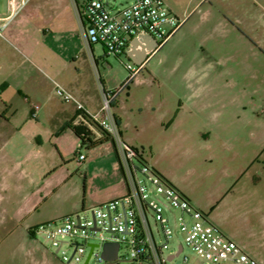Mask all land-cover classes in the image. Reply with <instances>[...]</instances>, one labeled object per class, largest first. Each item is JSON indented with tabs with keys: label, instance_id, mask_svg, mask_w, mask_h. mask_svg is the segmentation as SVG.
<instances>
[{
	"label": "crops",
	"instance_id": "crops-1",
	"mask_svg": "<svg viewBox=\"0 0 264 264\" xmlns=\"http://www.w3.org/2000/svg\"><path fill=\"white\" fill-rule=\"evenodd\" d=\"M64 1L67 4L70 23L64 18L63 28L60 27L59 50L51 49L50 43L43 39L28 48L52 76V91L56 92L55 82L58 83L70 92L88 113L96 114L102 105V94L95 80L99 62L88 57L80 62L89 69L91 84L73 78L71 69L73 66L77 67L80 57L67 47L65 36L70 34L72 25L76 30L74 22L76 23L78 15L74 1ZM163 2L179 18L185 19L182 26L190 23L192 33L201 35L206 57L202 56L198 66L188 73V85L182 90L174 91V99H164L151 105L157 115L152 124V131L162 141L156 145L151 144L149 158L145 159L184 194L195 209L205 213L207 220L223 235L238 244L259 264H264V260L258 259V254L254 253L251 247L224 226L225 220L237 218L243 222L241 226L248 227L249 236L255 237L249 209L245 208L240 212L238 208L235 212L226 215L223 213V206L230 199L248 200L242 192L241 181L248 164L247 156L240 155L241 146L237 145L231 149L233 156L223 155V166L217 168L215 164L220 150L213 145L216 140L223 141V144L229 140L230 133L225 132L224 122L239 112L231 111L230 106H235L236 110L246 106L247 99L243 97H246L249 89L247 83L242 80L248 79L249 73L254 75V69L242 66L243 52H250L255 57L264 56V0ZM9 6L8 13L0 14L1 18L8 19L4 32L16 22L24 7L21 4ZM24 21V18L18 21L14 30L12 29L13 32L10 31L12 35L22 34L16 30H21L19 25L22 26ZM80 28L82 32L81 24ZM201 28H204L202 32L199 30ZM18 36L16 39H20ZM47 36L45 34L44 38ZM144 37L142 45L136 51L138 54L151 43L149 36ZM84 42L87 45L85 38ZM44 47L48 50H43ZM159 47L158 42V46L147 60ZM129 50L130 45L126 57L137 67V73L125 89H128L129 84L147 65L146 60L141 66H137L129 57ZM252 88L255 90L253 93L259 97L256 105L258 110L255 113L257 117H262L264 97L258 96L257 89ZM123 91L114 104L113 113L119 121L123 141L134 147L122 131L123 127L127 126L121 111L120 97ZM58 97H49L40 100L38 104L30 105V116L23 119V125L19 128L11 125L16 116L0 114V142L3 146L1 150L7 151L3 160L6 165L15 167V171L11 170L10 173L18 177L20 195L24 203L23 215L24 219L28 220L25 225L26 233L22 238L25 253L23 257L26 258L22 262L24 264H60L50 256L48 249L37 243L39 235L32 236L30 229L62 218L65 214H73V210L81 202L82 183V209L119 199L124 197L127 191L111 142H104L88 150L81 146L80 140L72 130L62 131L64 125L76 116L78 108L75 103L65 102ZM4 104L10 108L12 106L6 101ZM36 106L38 109H35ZM96 134L100 136L98 132ZM241 135L236 137L239 142H242L244 137H239ZM84 149L87 152H83ZM80 154L85 156L83 161H79ZM209 175L213 176L212 183L209 181ZM100 177L106 178V184L98 187L95 192L91 191L93 180ZM70 200L72 208L60 211V207L69 204Z\"/></svg>",
	"mask_w": 264,
	"mask_h": 264
},
{
	"label": "rangeland",
	"instance_id": "rangeland-1",
	"mask_svg": "<svg viewBox=\"0 0 264 264\" xmlns=\"http://www.w3.org/2000/svg\"><path fill=\"white\" fill-rule=\"evenodd\" d=\"M18 4L24 6L20 16L17 17L11 28L4 32L5 38L0 39V114L16 116L17 121L14 120L11 125L19 128L23 125V119L30 116V105L38 104L40 100L49 97L59 98L56 92L52 91L50 81L52 76L46 67L32 55L28 46H33L43 39L50 43L51 49L59 50L60 27L63 28L64 18L68 23L70 20L64 0H0V14L8 13L9 5ZM23 18L25 19L23 25H19L21 30H16L22 34L18 36L17 33L20 39H16L17 36L12 35L11 32L18 21ZM76 20V23L74 22L76 30L72 25L70 34L65 36L67 47L80 57L77 67L73 66L71 69L73 78L91 84L89 69L80 62L85 57L95 58L99 62L96 67L95 80L100 91H102L103 85L107 91L119 89L130 76L125 61L115 57H106L101 45L96 44L92 48L87 46L78 17ZM189 26L190 23L182 26L179 31L164 42L149 57L146 68L129 84L128 89L121 93V111L123 121L127 124L125 128L123 127V134L129 138L135 148L143 153L145 158H149L151 144L156 145L157 142L162 141L152 131V124L157 115L151 105L164 99H174V91L182 90L188 85L190 82L188 73L198 66L202 56L206 57L205 48H203L205 44L201 42V35L193 34ZM203 29L199 30L202 32ZM45 30L46 33H44ZM45 34L48 35L46 38H44ZM62 45L65 46L63 42ZM43 50L48 49L44 47ZM242 62L244 68L254 69V75L249 73L248 79L242 80L243 83H247L249 89L246 97H243V99H247L246 106L239 110H236L235 106H230L231 111L239 112L224 122L225 132L230 133L228 142L223 144V141L216 140L213 143L220 150V152L218 151L220 156L215 165L217 168L223 166L222 156L232 157L231 149L237 145L241 146L240 155L247 156L248 164L241 181L242 192L246 194L248 200L246 201L245 198L230 199L223 206V213L226 215L235 212L238 208L240 212L245 208L249 209L254 224L255 237L249 236L248 227L241 226L243 222L237 218L225 220L224 226L237 234L244 244L251 247L254 253L258 254V259L264 260V235H262L264 227V114L262 117H257V113H255L258 110L256 105L259 97L253 93L255 90L252 88L257 89L258 96L263 95L264 97V56L255 57L250 52L244 51ZM131 64L134 69L137 68L133 63ZM229 64L231 65V62ZM222 81L225 82L224 79ZM5 101L12 105V109L10 106H5ZM239 134L244 136L243 138L242 135L239 136L242 138V142L236 139ZM1 147L3 146L0 142V264H24L22 262L26 258L23 257L25 253L22 238L26 233L25 225L28 220L24 219L23 215L24 203L20 195L21 187L18 185V177L10 173L11 170L15 171V167L5 164L3 158L7 151L4 152ZM83 152H87L86 149ZM218 163L220 164L218 165ZM208 177L212 183L213 176L209 175ZM105 179V177L94 179L91 191L95 192L98 187L106 184ZM83 191L82 183L81 202L73 210L74 213L82 211ZM86 205L89 206L88 203ZM71 206L70 200L69 204L60 207V211H66L72 208ZM169 215L173 221V216L179 217L181 212L176 209ZM151 223L156 232L152 218ZM105 236L109 237L106 233ZM159 239L160 237L157 235V240ZM37 240L38 244L49 250L50 256L60 264H65L61 261L60 256L55 254V250L45 237L39 236ZM90 241L96 244L101 243L96 238H92ZM180 242L177 237H173L165 254L168 256L174 253ZM185 257H189L192 264L198 261L196 254L186 247L174 260L167 261V264H186ZM89 264L109 263H98L95 258H92ZM112 264L130 263L116 261Z\"/></svg>",
	"mask_w": 264,
	"mask_h": 264
},
{
	"label": "built area",
	"instance_id": "built-area-1",
	"mask_svg": "<svg viewBox=\"0 0 264 264\" xmlns=\"http://www.w3.org/2000/svg\"><path fill=\"white\" fill-rule=\"evenodd\" d=\"M73 1L87 45H101L106 57L123 59L130 76L117 90L107 91L102 86V105L96 114L88 113L70 92L55 82L56 94L65 102L75 103L78 110L87 113L115 139L127 193L103 205L83 208L81 212L41 224L33 229L34 234L45 237L65 264H85L91 244L95 246L87 264L92 258L98 263L105 262L102 250L106 242L118 243L116 261L130 264H167L186 247L196 254L195 264H259L210 223L174 185L156 174L150 164H143L123 141L116 123L114 104L137 73L126 57L130 43L139 33L147 31L163 44L182 27L185 19L173 13L163 0ZM7 23L8 19L0 17V38H5ZM78 158L83 161L85 156L80 154ZM176 209L181 215H174L172 221L169 213ZM173 237L181 242L167 256L165 251ZM92 238L101 243H92ZM184 262L192 264L189 257Z\"/></svg>",
	"mask_w": 264,
	"mask_h": 264
},
{
	"label": "trees",
	"instance_id": "trees-1",
	"mask_svg": "<svg viewBox=\"0 0 264 264\" xmlns=\"http://www.w3.org/2000/svg\"><path fill=\"white\" fill-rule=\"evenodd\" d=\"M159 45L161 46L162 44H159ZM79 116H82L83 119H80L77 122V119ZM115 119H116V123H117L118 128H119L120 124H119V121H118L116 116H115ZM66 129L72 130L73 133L76 135V137H78V139L80 140L81 146L86 147L88 150H91V149L103 144L104 142H111L114 146V149H115V152H116V155L118 158L120 170L122 172V175H123V178L125 181L124 170H123L121 162H120V158H119L115 139L111 135H109L107 132H105L99 126V124L97 122L93 121L87 113H85L84 111L78 110L76 116L64 125V127L62 128V131L66 130ZM95 131L98 132V134L100 136H97ZM120 135L122 137L121 131H120ZM129 147L137 153L140 161L143 164H149L147 162V160L145 159V157L139 153V150L137 148L131 147V146H129ZM153 171L156 174L162 176L155 168H153ZM162 177L164 178V176H162ZM164 179L166 181H168L166 178H164ZM168 182L170 184H172L170 181H168ZM125 184H126V181H125ZM126 187H127V184H126ZM204 215H206V214L204 213ZM33 229H30V234L32 236H34Z\"/></svg>",
	"mask_w": 264,
	"mask_h": 264
},
{
	"label": "water",
	"instance_id": "water-1",
	"mask_svg": "<svg viewBox=\"0 0 264 264\" xmlns=\"http://www.w3.org/2000/svg\"><path fill=\"white\" fill-rule=\"evenodd\" d=\"M145 35L149 36V38L151 39V43L148 46H146V48H143L141 54H138L136 51H137L138 47H140L142 45V42L145 39V37H144ZM157 46H158V42L156 41L155 37L147 31H142L141 33H139L138 36H136L132 40V42L130 44V50L128 52V55L131 58V60L137 66H141L147 60L148 56L156 49ZM136 54L138 55L137 57H136ZM94 246H95V244H91V249L89 251V254H88V257H87L85 264L88 263L91 255H92ZM118 250H119V244L118 243L106 242L103 245V250H102L103 260L109 264L114 263L117 260Z\"/></svg>",
	"mask_w": 264,
	"mask_h": 264
}]
</instances>
